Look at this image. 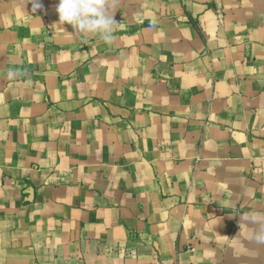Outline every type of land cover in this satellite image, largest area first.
Here are the masks:
<instances>
[{"label": "crops", "instance_id": "obj_1", "mask_svg": "<svg viewBox=\"0 0 264 264\" xmlns=\"http://www.w3.org/2000/svg\"><path fill=\"white\" fill-rule=\"evenodd\" d=\"M39 3L0 0V264H264V0H118L111 44Z\"/></svg>", "mask_w": 264, "mask_h": 264}, {"label": "clouds", "instance_id": "obj_2", "mask_svg": "<svg viewBox=\"0 0 264 264\" xmlns=\"http://www.w3.org/2000/svg\"><path fill=\"white\" fill-rule=\"evenodd\" d=\"M33 12L41 7L39 0H32ZM119 7L118 0H59L57 12L60 24H70L75 34L87 37L98 35L105 43L114 41V12ZM18 75L10 68L7 77L14 79ZM241 227L248 224L251 227L249 235L244 238L258 245H264V212L252 210L240 214Z\"/></svg>", "mask_w": 264, "mask_h": 264}]
</instances>
